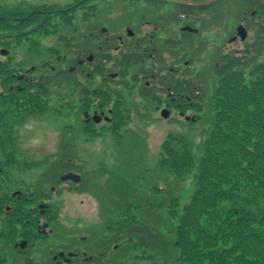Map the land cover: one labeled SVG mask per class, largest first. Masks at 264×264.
I'll use <instances>...</instances> for the list:
<instances>
[{
    "label": "rangeland",
    "instance_id": "obj_1",
    "mask_svg": "<svg viewBox=\"0 0 264 264\" xmlns=\"http://www.w3.org/2000/svg\"><path fill=\"white\" fill-rule=\"evenodd\" d=\"M74 1L0 0V5L12 6L18 2L67 5ZM183 1L210 4L216 0ZM164 2L167 4H151L145 0H106L89 7L85 4L72 10L71 19H65L66 22L55 18L30 37L24 36L16 45L15 63L26 59L30 64L27 69L34 65L38 75L52 79L46 86L50 94L45 89L47 95L42 97V100L48 99L42 112L16 111V115L4 116L0 121L3 172L0 199L17 190L30 199L35 195L33 188L38 190L40 194L33 198L34 203L25 201V206L18 209L23 207L25 218L30 219V205L39 213L42 209L36 205H48L45 210L54 216L49 227L53 232L49 235L45 231L43 238L23 247L19 243L27 236H22L24 232L19 233L22 237L18 236L16 230L13 242H9L6 231L3 232L5 215L0 211V264H45L56 260L59 252L76 254L73 259L64 257V264H184L179 260L181 250L177 247L178 220L196 190L202 144L215 122L211 101L218 86L215 62L224 52V46L231 51L243 49L256 39L257 32L255 27H246L245 41L228 43L236 35V28L247 22L242 7L232 0H218L198 21L174 18L173 0ZM162 16L166 17L167 24L164 20L158 21L163 28L155 32V43L167 44L165 40L171 37L182 40L185 43L182 58L169 49L156 50L154 59L141 64L129 63L118 70L112 62L103 60L101 74L96 75L99 78L92 76L87 82L84 76L75 75L74 79L82 84L70 87L66 68L70 65L69 59L77 56L70 53L73 47L94 48L102 28L115 41L114 37L123 34L121 27L126 24L131 30L147 33L148 37L149 29L141 31L138 22H156ZM75 25L78 31L70 40L69 29ZM184 26H193L198 31L186 35ZM131 43V39L127 40L128 53ZM35 46L38 48L33 51ZM58 56H65L66 61L58 62ZM110 59L114 61L113 57ZM183 61L189 64L186 66ZM170 68H179L174 78L187 80L186 75H191L190 81L196 76L194 84L201 82L204 99L195 101L196 108L176 107L175 102L171 106L170 99L165 93L160 94L154 84L153 91L159 97L152 100L144 96V79L138 80L140 74L149 70L166 72ZM116 71L120 77L110 80L109 86L100 82V76L107 78ZM163 102L169 105H162ZM99 104L102 111L96 110ZM112 106L120 120L117 132L103 123L86 124L85 112L88 118L99 113L106 116L107 108ZM160 107L171 109H168V119H161ZM170 136L183 138L191 150L194 164L187 174L173 175L159 165L163 143ZM67 172H74L85 181L62 184L58 178ZM52 187L56 188L55 192L51 191ZM131 231L147 239L142 243L139 237L130 235Z\"/></svg>",
    "mask_w": 264,
    "mask_h": 264
},
{
    "label": "trees",
    "instance_id": "obj_2",
    "mask_svg": "<svg viewBox=\"0 0 264 264\" xmlns=\"http://www.w3.org/2000/svg\"><path fill=\"white\" fill-rule=\"evenodd\" d=\"M83 1L89 3L95 0ZM232 1L242 7L247 17L246 26L255 27L257 34L245 49L222 55L214 67L218 78V86L211 98L215 122L202 144L196 190L178 220L177 247L181 250L179 260L184 264H264V0ZM215 3H176L173 15H206ZM72 4L31 8L0 5V48L15 50L24 36L29 35L26 29L30 25L42 24L40 28H43L55 18L63 22L71 19L72 11L66 8ZM33 9L35 13L30 14ZM12 60L13 57L8 56L4 62L0 61V87H3L0 89V121L4 116L16 115V111L42 112L46 105L42 97L46 95V85L52 79L43 76L40 84L32 83L27 89L30 98L26 101L30 108L21 109V92L16 88L9 90L16 81ZM181 83L173 82L172 91L191 95L197 92L199 96H194L200 99V87H191L183 81L181 88ZM3 91L13 96L8 103L2 101ZM34 91L38 99L34 97ZM19 94L21 99L14 97ZM37 103L38 108L33 105ZM162 149L159 164L162 169H168L173 175L187 174L193 169L194 158L183 138L168 137ZM2 173L0 168V176ZM32 194H35L34 198L40 193L35 190ZM3 197L0 203L1 207L5 206L0 207V211L5 215L3 232L6 231L9 242H13L11 239L16 230L18 234L24 232L22 236H27L28 242L38 239L33 228L36 221L25 218L23 207L18 209L25 204L22 203L27 198L25 194L12 193ZM6 207L9 209L5 210ZM130 235L139 237L142 243L147 239L139 232L131 231ZM45 264L64 263L58 259Z\"/></svg>",
    "mask_w": 264,
    "mask_h": 264
},
{
    "label": "flooded vegetation",
    "instance_id": "obj_3",
    "mask_svg": "<svg viewBox=\"0 0 264 264\" xmlns=\"http://www.w3.org/2000/svg\"><path fill=\"white\" fill-rule=\"evenodd\" d=\"M137 25L141 29H143L144 27L148 26L149 23H139ZM69 30L72 33V38L70 40H73V37H75V35L77 34L78 27H77V25H75V27H73L72 29H69ZM134 32H135V34H133L130 37V39H132V43H131L132 44V46H131V50H132L131 58L134 59V60L138 59L139 61H145V62L146 61H150L151 59H154L155 56L151 52H154V54L157 53L156 50H160V45L158 43L151 44V41L147 40V35L146 34L143 35L141 32H137L135 30H134ZM81 35L84 37V34H81ZM100 37H101V35H100ZM104 37H105L106 41L110 40V37H108V38H107V36H104ZM115 39L119 42L120 46L122 45L123 48L126 47L127 41L124 40L123 36H121L119 34V35L115 36ZM96 49H97V51H94L93 48H91L89 50L86 47H84V49H81V47L76 46V47H73L70 50V53L73 52V54L77 55V56H74L71 59H69L70 65H69V67H67V70H68V73H69L68 82H69V85H70V87L72 89H73L74 84H77V83L82 84V81L75 80L73 76L79 75L80 77L84 76L87 79H89L91 77V74H93V75H95L94 77H96V73H95L94 67H99V64H97L95 62L93 55H91L90 53H92V54L94 53L95 57L99 60V62L103 61V59H104L103 53H105L103 48L100 47V46H98ZM119 50H120L119 48H115L114 49L115 52H118ZM163 52L167 53L166 51H163ZM88 55L92 56V58H93L92 62H87ZM65 58H66L65 56H62L61 59H60V57H57V60L61 61L62 59H65ZM65 61H66V59H65ZM17 65H18V68L16 70L17 72L15 73V71H14V73H15L14 77H16V81H13V83L9 87V90L12 91L13 88H16L18 91H20L21 95H22V99H23V100L20 101V103H24V105H27L29 103L26 102V101L29 100V98H30L29 97L30 91L27 93V89L30 88V86L32 84V81L34 83H39V82H37L38 81V74L34 73L32 78H30V73L29 72H33V70L35 68L34 65L30 66L28 69L26 68L25 73H24V71H23V66L25 65L24 60H22V62H18ZM142 77L145 78L147 76H142ZM142 77H140L138 80H141ZM150 79L153 81L155 79V77L152 75V76H150ZM100 80H101L100 82H104L105 81V77H103V76L101 77L100 76ZM87 82H88V80H87ZM149 84H150V82H146V86L147 87H148ZM19 85H20V87H19ZM25 89H26V93H25ZM92 91H94V88L92 89ZM21 95L20 94H19V96L18 95L17 96L14 95V97L15 98L18 97L19 99H21ZM34 97H36L38 99V95H37V93L35 91H34ZM1 98H2V101L4 103H8L9 100H11V98H13V96H11L10 93H8L7 91H3L2 94H1ZM162 105L166 106L167 103H164ZM97 107L98 108H96V110L102 111V109H103L102 104L97 105ZM162 109H163V107H162ZM112 112H113L112 107H109V108H107V113L109 115L111 114L110 117L105 116L103 113L93 114V117L92 118H86L85 122H86V124L91 122L95 126L100 125L101 123H103V124L108 125L110 127L112 122L117 123L119 121L117 118L114 117V114ZM86 117H87V115H86ZM44 207H46V206H44ZM32 217H33V219H36L37 221H39L41 219L46 218V215L45 216L33 215ZM46 219L48 221H51L52 217H48ZM40 229H42V228H40ZM42 230H45V229H42Z\"/></svg>",
    "mask_w": 264,
    "mask_h": 264
},
{
    "label": "water",
    "instance_id": "obj_4",
    "mask_svg": "<svg viewBox=\"0 0 264 264\" xmlns=\"http://www.w3.org/2000/svg\"><path fill=\"white\" fill-rule=\"evenodd\" d=\"M237 33L241 37L242 40H244L246 38V32H245V30L242 27H239L237 29ZM60 180H62V181L72 180L74 182H78L79 181V177L75 176V175H72V174H67V175L61 177Z\"/></svg>",
    "mask_w": 264,
    "mask_h": 264
}]
</instances>
